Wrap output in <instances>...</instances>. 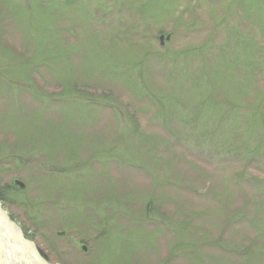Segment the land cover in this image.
I'll return each mask as SVG.
<instances>
[{
  "label": "rangeland",
  "instance_id": "obj_1",
  "mask_svg": "<svg viewBox=\"0 0 264 264\" xmlns=\"http://www.w3.org/2000/svg\"><path fill=\"white\" fill-rule=\"evenodd\" d=\"M0 203L48 264H264V0H0Z\"/></svg>",
  "mask_w": 264,
  "mask_h": 264
},
{
  "label": "bare ground",
  "instance_id": "obj_2",
  "mask_svg": "<svg viewBox=\"0 0 264 264\" xmlns=\"http://www.w3.org/2000/svg\"><path fill=\"white\" fill-rule=\"evenodd\" d=\"M2 203H0L1 205ZM2 206V205H1ZM0 217V264H38L36 261L35 263H29L28 260L24 255H20V247H24L21 243L22 236L20 235V229L16 230L15 228L10 229L5 232L3 231L2 227L4 225L1 223ZM11 236L15 242L10 241L8 238ZM8 236V237H7ZM30 251L32 248H27Z\"/></svg>",
  "mask_w": 264,
  "mask_h": 264
},
{
  "label": "water",
  "instance_id": "obj_3",
  "mask_svg": "<svg viewBox=\"0 0 264 264\" xmlns=\"http://www.w3.org/2000/svg\"><path fill=\"white\" fill-rule=\"evenodd\" d=\"M0 217H1V223L4 225V227H2V229H4L3 231H7L8 228L10 229H13L15 228L16 230H19V226H17L15 224V222L13 220H11L9 218V215H6L5 211L3 210V208L1 207L0 205ZM0 226H2L0 224ZM20 235L22 236V233L20 231ZM9 236V235H8ZM7 236V237H8ZM10 238H8L10 241H13L15 242L16 240H14L11 236H9ZM21 243L23 244L24 247H20V255H24L29 261V263H35V261L38 263V264H48L46 259L42 256H40L37 248L35 246H33L31 243L27 242L26 240H24V237L22 236L21 238ZM32 248V250L30 251L29 249L27 248Z\"/></svg>",
  "mask_w": 264,
  "mask_h": 264
}]
</instances>
